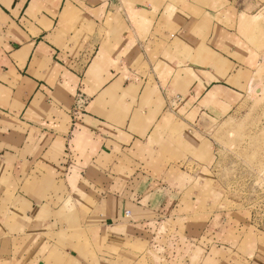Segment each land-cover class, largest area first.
<instances>
[{
  "label": "crops",
  "instance_id": "0c3cea01",
  "mask_svg": "<svg viewBox=\"0 0 264 264\" xmlns=\"http://www.w3.org/2000/svg\"><path fill=\"white\" fill-rule=\"evenodd\" d=\"M262 22L264 0H0V264H264L209 131Z\"/></svg>",
  "mask_w": 264,
  "mask_h": 264
},
{
  "label": "rangeland",
  "instance_id": "374dc122",
  "mask_svg": "<svg viewBox=\"0 0 264 264\" xmlns=\"http://www.w3.org/2000/svg\"><path fill=\"white\" fill-rule=\"evenodd\" d=\"M262 23L261 28L245 30V37L262 51L250 84L239 97L234 111L211 126L209 131L216 141L217 165L213 172L219 179L220 186L225 189L234 205L246 212L253 229L264 236V201L257 205V200L264 192V178H259L256 174L258 171L264 173V22Z\"/></svg>",
  "mask_w": 264,
  "mask_h": 264
},
{
  "label": "built area",
  "instance_id": "2783aa9c",
  "mask_svg": "<svg viewBox=\"0 0 264 264\" xmlns=\"http://www.w3.org/2000/svg\"><path fill=\"white\" fill-rule=\"evenodd\" d=\"M85 103H86V98L82 94H77L75 101H74L73 112L82 111ZM256 174L258 177L260 176L259 178H264V173H259L258 171ZM255 192L257 193V191ZM263 201H264V192L262 193L260 198L257 200V205H261ZM258 207L260 208L259 210L261 211V207L260 206Z\"/></svg>",
  "mask_w": 264,
  "mask_h": 264
}]
</instances>
